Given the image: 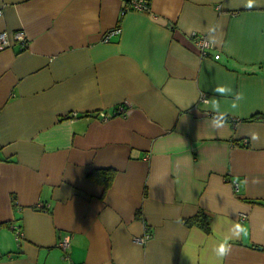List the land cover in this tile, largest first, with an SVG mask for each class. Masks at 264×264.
<instances>
[{
	"label": "crops",
	"instance_id": "0c3cea01",
	"mask_svg": "<svg viewBox=\"0 0 264 264\" xmlns=\"http://www.w3.org/2000/svg\"><path fill=\"white\" fill-rule=\"evenodd\" d=\"M244 3L0 0L29 36L0 52V264H220L236 223L222 264H264V0Z\"/></svg>",
	"mask_w": 264,
	"mask_h": 264
},
{
	"label": "clouds",
	"instance_id": "9594fccd",
	"mask_svg": "<svg viewBox=\"0 0 264 264\" xmlns=\"http://www.w3.org/2000/svg\"><path fill=\"white\" fill-rule=\"evenodd\" d=\"M256 4V0H245L244 7L246 8H253ZM213 91L215 93H220L221 96H226L233 94V89L230 86L227 85H217ZM235 98L231 101V109H238L239 108V102L244 99L242 92H236L234 94ZM204 104L209 106L211 110L213 111L214 115L211 119V124L214 128H221L224 127L227 123L226 119V112L221 111L220 108V102L216 97H213L211 99H205ZM252 139L256 140L258 139V134H253ZM258 182V181H257ZM232 235L226 236L223 240L216 243L213 248L212 252L216 259L222 264L223 260L229 255L231 252V244L229 243V240L232 239V237L235 238H246L248 235L247 228L245 226H242L239 223H236L233 225L232 229H230Z\"/></svg>",
	"mask_w": 264,
	"mask_h": 264
},
{
	"label": "built area",
	"instance_id": "2783aa9c",
	"mask_svg": "<svg viewBox=\"0 0 264 264\" xmlns=\"http://www.w3.org/2000/svg\"><path fill=\"white\" fill-rule=\"evenodd\" d=\"M127 6H136L140 9H147L150 7V0H126ZM4 9L0 8V23L1 20L4 17ZM29 40V36H27V33L24 30L18 29L14 32H10L7 29L0 30V52L2 50H7L9 48H13L14 45L19 46V49L23 50L27 47ZM194 40L196 41V44L198 45L201 53L205 55H209V49L211 48V41H208L207 38L204 35H197V37H194ZM122 110V109H121ZM233 185H235L236 191L239 190L240 185H238V182L236 180L233 181ZM19 236H21V232L18 233ZM150 237V234H145L143 237H136V241L139 243H145ZM60 242V246L64 250H68V248L71 245L70 236L64 237Z\"/></svg>",
	"mask_w": 264,
	"mask_h": 264
},
{
	"label": "trees",
	"instance_id": "16d2710c",
	"mask_svg": "<svg viewBox=\"0 0 264 264\" xmlns=\"http://www.w3.org/2000/svg\"><path fill=\"white\" fill-rule=\"evenodd\" d=\"M126 1V0H125ZM201 37V35H199ZM26 49V48H24ZM210 50V49H209ZM246 145H248V143H246ZM107 179L110 181V177H107ZM108 184H106L107 186ZM195 222H198L199 224H201L203 227H206V229L210 230L211 226H210V222H209V216L208 214H206L205 212H200L199 215H196L195 217H193V219Z\"/></svg>",
	"mask_w": 264,
	"mask_h": 264
},
{
	"label": "rangeland",
	"instance_id": "374dc122",
	"mask_svg": "<svg viewBox=\"0 0 264 264\" xmlns=\"http://www.w3.org/2000/svg\"><path fill=\"white\" fill-rule=\"evenodd\" d=\"M2 21V20H1Z\"/></svg>",
	"mask_w": 264,
	"mask_h": 264
}]
</instances>
